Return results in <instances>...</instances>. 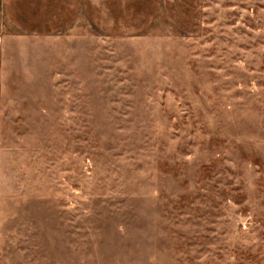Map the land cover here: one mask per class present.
I'll return each instance as SVG.
<instances>
[{
  "label": "rangeland",
  "instance_id": "374dc122",
  "mask_svg": "<svg viewBox=\"0 0 264 264\" xmlns=\"http://www.w3.org/2000/svg\"><path fill=\"white\" fill-rule=\"evenodd\" d=\"M0 264H264V0H5Z\"/></svg>",
  "mask_w": 264,
  "mask_h": 264
},
{
  "label": "crops",
  "instance_id": "0c3cea01",
  "mask_svg": "<svg viewBox=\"0 0 264 264\" xmlns=\"http://www.w3.org/2000/svg\"><path fill=\"white\" fill-rule=\"evenodd\" d=\"M5 3H6L5 0H0V18L5 10Z\"/></svg>",
  "mask_w": 264,
  "mask_h": 264
}]
</instances>
